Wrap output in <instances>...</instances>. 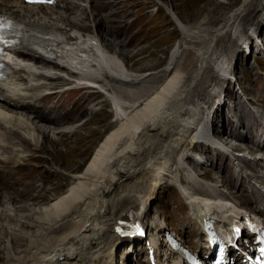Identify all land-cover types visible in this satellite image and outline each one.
<instances>
[{
  "label": "bare ground",
  "instance_id": "obj_1",
  "mask_svg": "<svg viewBox=\"0 0 264 264\" xmlns=\"http://www.w3.org/2000/svg\"><path fill=\"white\" fill-rule=\"evenodd\" d=\"M130 1L131 0H56L52 6H44L22 5L14 0H0L1 18L23 26L57 33V35L61 36L63 39L61 44L55 49V60L51 62L48 60L46 61L43 57H35L29 53L20 51L14 52L18 57L29 59L33 63H36V65L39 64L41 66L49 64L55 73L47 77L32 72L30 70L32 66H16L17 68H12V74L9 75L5 81L0 83V132H2V135H0V143L2 140L6 142L0 146V151L2 153L10 157H15L20 151L24 152L23 149L31 145L30 140L32 137L38 134L40 140H42V137H45V139L47 137L56 141L58 138L55 139L52 137L54 134L59 135L58 137H63L68 134V131L71 129L64 128L66 127L64 125L67 124L69 120H72L75 115H71L72 117L69 119L70 114H68V110L64 111L65 108L64 105L60 103V98L56 100L54 95L56 93H59L61 96L66 94V90L62 91L58 90V88L63 85H70V83L63 84L65 82L63 77H67L69 73H76L78 76L85 77L84 79L80 78V80L89 81L90 86L93 87L92 89L99 94L105 95V93L110 94V92H115L118 93V95L123 94L125 97L132 94V91H129L127 88H133L134 84L145 83V80L148 78H154L153 75L156 74L155 72L132 75L126 73L122 70L118 60L107 55L103 51V47L110 51L114 50L118 45L122 47L121 45L125 44V40L120 41V33L113 29L116 24H121L122 22L128 24L127 18L132 15V10L129 7L126 12L123 5L131 3ZM79 2H82V5H80ZM256 2L255 0H245L242 7L244 9L242 10V8H239L237 11H233L230 16L231 18H229L218 30V35H223L224 37L217 41L216 46H218V44L221 45V51L214 52V54L217 53L214 56V64L217 62L219 66H224V63L221 62H224L225 59L233 61L232 57L226 58V56L229 55L227 53H230L234 44L231 40H228L229 43H227L224 39L228 37L227 33L232 30L236 21L239 20V17H241V22L243 25H246V28L256 27L257 30L261 28V22L259 23V21V25L247 26L254 23V14L261 10H259L260 6ZM260 4L262 6L264 5L261 1ZM245 11L246 13L243 14L242 12ZM261 12L260 16L262 17L264 11L261 10ZM88 21H91L90 23H92V25L94 24L93 29H96L97 33L94 32V34L92 32L91 27L88 26ZM109 24L112 25L111 28H109ZM180 27L181 30H185L184 26L181 25ZM105 37L115 41V43L105 39ZM222 42L223 44H221ZM85 49L93 51L92 57L94 59H92L97 66L96 69H98L95 71L93 70V73L83 68V56L75 53ZM239 49L241 53L240 44ZM114 51L118 58H126L125 54H123V50L117 49ZM175 54L176 52H171L168 58L170 63L165 66L163 70H160L158 72L159 74L157 73L161 77H167V81L164 79L166 82H162L158 87L155 85L146 86L144 84V86L139 89V91L141 90V93H139L141 95L139 97L135 96V98H130L132 101L130 100L131 104L127 110L122 108L116 109V113L114 114L115 120L113 119L114 121L110 124L112 126L111 130L102 138L82 172L74 175V183L56 199L51 200L46 206L27 210L29 212V217L32 216L34 219L36 215L39 216L38 218L42 221L44 220L49 223L51 221L60 223V221L62 222V220L69 217V219H66V223L59 226L61 229L58 233L51 235L48 239V243L46 242L47 244H52L48 252L33 254L34 252L38 253L35 249L33 252H29V254L26 250L21 249V247L16 248L17 250L14 251V239L17 240L18 235L15 233L16 230L14 231L13 229L16 228L17 231L23 232H20L21 235H19V238L20 236L24 238L23 235H26V238L29 239L31 237L30 230L32 223L28 217H23V215L21 217L20 215L21 221L19 220L20 222L15 228H12L11 226H13V223H10V225L12 224L11 226L4 224L5 222L3 223V220H8L10 218L7 213L11 211L9 209H3V211H1L0 216L4 219H0V264H115V252L126 243V240L121 239L118 234L114 233L116 230L115 224L122 220L124 214L129 210H136L142 203L144 206L143 219L148 233L147 239L155 246L156 240L154 241L152 236L155 235L158 237L162 229L160 223L154 219V215L151 213V206L153 198H160V193L163 192L164 186L170 179L169 171H171L172 163L168 167L169 150L176 149V155H178L181 148L186 146L190 141H193V138L205 139L203 138L205 137L204 134L195 131V128L184 133V130L189 125L190 119L193 117L192 114L187 113L186 115V112H183L180 113V116H185L178 117L179 120L176 119V116L175 119L169 120V116L172 114L171 112H167V110L159 112L161 111L160 109L166 97L171 93V89L175 84H178L177 81L180 79L177 72H173L175 67H170L173 58H175ZM187 54L186 61H184L183 65L184 71L187 70L192 63H196V60L192 62L194 58H196L197 61H200V59L202 60L204 58L203 56L207 54V48L198 47L195 51L187 52ZM259 63L262 65L261 69L264 70V61L260 60ZM208 66L209 63L207 62L205 71H203V76L208 73L206 70L209 68ZM250 69L252 70V68ZM253 74H256L258 85H261L264 82L263 74L261 72H254ZM24 75L26 77H24ZM29 76L36 78V81L42 82L35 85L28 84L30 83L27 79ZM209 78V88L218 85L216 74H211ZM106 80H108L107 83H105ZM20 82L26 83L23 88H27L28 84L27 89L30 92L28 95L22 92L24 90L27 91V89H22ZM103 83L107 84L110 89H105ZM204 83L208 82L206 81ZM69 89L78 92L89 90L87 87L79 86L69 87ZM198 90L205 91V88L198 86L195 92ZM46 91L48 92L43 93ZM243 91L246 94V90L243 89ZM135 93L137 94V92ZM219 93L220 91L212 93L208 91L209 106H206V109L213 108L214 100L218 98ZM24 95L27 96L23 98ZM250 97L251 96L248 94V101L252 104L258 105L264 102V93L262 95L259 94L258 97ZM26 98L29 100L25 101L24 99ZM107 98L110 100L112 99L111 96ZM51 101L52 104L49 106H39V103H48ZM113 101H115L114 98ZM113 105H115L114 102ZM222 107V105H218L216 109L212 110L213 126L211 135L215 138H218L221 134L225 135L223 131L224 126H222V124L219 127L214 125L217 118L222 114ZM259 111L264 112V109L258 107L257 112ZM231 112L238 125L237 131H235L234 128V132L231 133L230 136H227L229 140L234 139L238 141V143L233 146V149L245 151L248 152V154L258 152L264 153V146L258 147L253 145L249 137L253 127H261V121L251 116L245 119L247 115H245V111H243L242 107L233 108ZM201 113H203L202 109ZM173 114H176V111L175 113L173 112ZM10 123L13 124L15 129L4 130V128H1V125H9ZM225 124L230 128L233 126V122L229 117L227 120L225 119ZM56 128L64 129H60L55 133L48 131ZM240 129L242 132H238ZM22 130H26L27 133H25V131L23 135L19 134V131ZM51 133L52 136L49 135ZM183 134L185 135L180 141L179 138L183 136ZM163 136H166L167 139L169 138L170 143L166 148H164V145L160 146V155L157 156L153 154L154 152L151 150L154 149V145L151 144L153 140L151 139L155 137L158 142H164L162 140ZM16 143H18V146L14 145ZM222 143L226 144L223 141ZM31 146L34 148L41 147L37 144ZM156 147L158 146H155V148ZM209 150V146H203L204 153H209ZM216 158L229 161L228 157L224 155L220 156L216 154ZM188 159V156L183 157V161ZM8 161L9 160H7V162ZM257 162L262 163V160H257L256 163ZM11 163L13 164L12 167H9L4 162H2L3 165L0 166V189L11 188L17 184L20 181L18 178L19 175L26 169H24L23 166H27L23 159L20 163H16L15 160L11 159ZM253 163H255V161ZM209 166V169L201 173L202 176H205L210 183H215L216 187L228 189L229 192L222 193L224 194L222 196L232 202L233 205H245L253 198L254 193H256L255 187L249 186L248 188L250 177L241 175V170L239 172L240 179L236 182L237 177L231 172L230 165L224 163L216 164L215 161H210ZM246 166L248 167L249 164H246ZM262 168L264 170V165ZM261 177V175L255 174L251 178L264 186V180L261 179ZM147 181L152 183V185H150L151 190L148 193L145 191V184ZM190 186L193 187L195 185L191 182ZM148 187L149 186H147L146 189H149ZM92 189H94V197L89 199L87 196ZM188 205L192 207L189 211L194 220L192 227L189 228L187 232L189 236V247L195 249V241L193 240L199 239L201 233L199 227L195 223L196 214L194 212V206L191 201L188 202ZM180 215L181 217L184 215L186 216L188 212L183 211ZM57 218H59L58 221L56 220ZM11 221L13 220L11 219L9 222ZM164 225L166 226L165 223ZM54 229L57 230L56 228ZM54 229L51 228V231ZM134 242L137 244L139 240ZM28 244H31V242ZM156 250L159 253V246L156 247ZM138 252L140 257L143 256V259H140L139 263L145 264V249L141 247L138 249Z\"/></svg>",
  "mask_w": 264,
  "mask_h": 264
},
{
  "label": "rangeland",
  "instance_id": "obj_2",
  "mask_svg": "<svg viewBox=\"0 0 264 264\" xmlns=\"http://www.w3.org/2000/svg\"><path fill=\"white\" fill-rule=\"evenodd\" d=\"M260 1L264 4V0H255V2L260 6L259 10L261 9L264 11V5L262 6ZM130 2L131 3H127L123 6L126 12L129 7L132 10V15H130L127 20L133 23L125 24L122 22L121 24H116L113 29L120 33V41L125 40V44L121 45L122 47L118 45L114 50H123V54H125L126 58H118L114 53V50L109 51L103 47V51L107 55L118 60L122 70L128 74H143L146 72H155L156 74L153 75V79L148 78L145 80V83H137L134 84L133 88H127L129 91H132V94H129L130 97H125L123 94L118 95V93L115 92H113L115 94L110 92V94L105 93L104 95L101 93L99 94L94 90H88L85 92L73 91L68 92L63 96L59 95V93L54 95L56 100H59L60 98V103L63 104L65 108L64 111L68 110V114H70L69 119H71V115L76 116L78 113L76 116L77 119L75 118L76 120L69 121V123L65 125L66 127H64L71 130H69L68 134L65 136L58 137L59 135L57 134L52 136V133L64 128H56L54 130L47 129L52 132L49 134L50 136L55 139L58 138L57 141L47 137L46 139L45 137H42V140H40L38 137L39 134L32 137L30 144H37L41 147L34 148L31 145L27 146L28 148L23 149L24 152L22 154L19 153L16 157H13L16 163H20L23 159V161L26 162L25 164H27V166L24 165L23 168L26 169L21 173V175H19L18 178L20 181L17 184L13 187L10 186L11 188L0 189V214L3 209H9L11 211L7 213L10 218L8 220H3V223L5 222L4 224L6 225L13 223V226H11L12 224L10 226L15 228V226L21 221L20 218L22 215L23 217H28L32 223L30 230L31 237L29 239L26 238V235H23L24 238L20 236V238L22 237L20 239L19 235H21V231H17L16 228L13 229L14 231L16 230L15 233L18 235V239H14V251L17 250L16 248L21 247V249L26 250L28 253L33 252V250L36 249L35 251L38 253L34 252L33 254H43L48 252L50 246L52 245L47 244L48 239L51 235L58 233L61 229L59 226L66 223V219H69V217L62 220V222L60 221V223L56 221H51L49 223L44 220L42 221L38 218L39 216L36 215L34 219L32 216L29 217V212L27 210H33L34 208L38 209L41 206H46L51 202V200L56 199L74 183V175L82 172L102 138L111 130L112 126L110 124H112L111 122L115 120L114 114L116 113L117 108L127 110L132 101L130 98H135V96L139 97L141 95L139 94L141 93V90L139 91V89L143 87L144 84L146 86L155 85L158 87L162 84V82H166L168 80H166L167 77L164 78L158 75V72L163 70L171 52H176L174 55L175 58H173L171 62V68L175 67L173 72L176 71L180 79L177 81L178 84H175L171 89V93L166 97L163 106L160 109L161 111L159 112L167 110V112L172 113L169 116V120L175 119V116L176 119L179 120L178 117L185 116H180V113L186 112L185 114L187 115L192 105H198V108H202L203 110V113H201V117L203 119L202 127L207 130V138H210V130L212 127L211 125L209 126V120H212V110H214V108L206 109V106H209L208 91L212 93L219 91L221 87L223 88L222 83H218V85L213 86V88H209V77L214 73V66L217 63L216 62L214 64V56L217 54H214V52L221 51V45L218 44V48L216 44L217 41L224 37L223 35H218V30L223 26V24H225L226 21H228L229 18H231L230 16L233 11H237L239 8L243 7L245 0H131ZM243 9L244 8H242V10ZM261 10L254 14V23L247 26L256 25L258 24V21L259 23L261 22V28L256 30L259 34L263 35L264 40V24L262 17L260 16L262 13ZM242 13L245 14L246 11ZM90 22L91 21L87 22L88 26L91 27L93 33H97V30L93 29L94 24L92 25ZM180 24L185 27V30H181ZM111 27L112 25L109 24V28ZM227 34L228 37L223 39L226 40L227 43H229L228 40H231L234 44L230 53H227L229 55L226 54V58L232 57V60L235 61H232L233 64L235 63L234 71L237 73V76L234 78H238V83L246 90L247 97L248 94L251 97H258L259 94L262 95L264 93V82L261 85H258L259 83L256 79L257 76L256 74H253L254 72H259L257 71L256 61H254L251 56H247L246 58L243 51H241V53L239 51V43H241L245 35L250 36L251 29L246 28V25H243L241 22V17H239V20L236 21L232 30H230ZM105 39L109 40L107 37H105ZM109 41L115 43V41ZM221 44H223V42ZM198 47L207 48V54H205L203 56L204 58L202 60L200 59V61H197V59L194 58L192 62L196 60V63H192L189 67L190 69L188 68L184 71L183 65L188 55L187 52L195 51ZM92 52L93 51H90L89 49H85L81 52H75L77 55L83 56L82 61H84V64L82 66L83 68L90 70L91 73H93V70H98L96 69L97 66L93 60L94 58L92 57ZM260 59L264 61V58L261 57ZM206 61L209 63V68L206 69L208 73L203 76V71H205V66L207 65ZM227 61L228 60L225 59L223 63L228 65ZM23 64L28 67L33 66V68L41 67L34 65L29 61H23ZM250 68H252V70ZM73 77L74 76L70 78L75 79V77ZM204 80L208 83H204L206 82ZM107 81L108 80H106L105 83H107ZM105 83H103L104 88L110 89V87H108ZM198 86L205 88V91L198 90L195 92V90L198 89ZM234 87L235 84L232 86V90L229 91V97L227 98V96H225L228 100L225 101L223 105L224 107L221 108V116L215 121L217 126H220V124L223 126L225 125V119L227 120V116H229L228 108L230 105H234V101L232 102L234 99H236V107L239 106L237 103L238 101L243 102L244 100L242 104L244 106L243 111H245V115H247L245 116V119L250 116L249 112H251V107L249 103L245 101L248 98L246 99L243 96H239ZM227 90L229 89L227 88ZM135 92H137V94ZM192 92H194L195 95ZM109 96L112 97V101L107 98ZM113 98L115 101H113ZM220 101L224 102V98L218 96V98L214 100V103ZM113 102L115 105H113ZM255 106L259 108L262 107L264 109V102ZM175 111L176 114H173ZM224 113L227 115L226 118ZM25 131L26 130L19 131V134L23 135V132ZM25 133H27V131ZM153 138L154 139H151L153 140L151 141V144L154 145V149L151 150H153V154L159 156L160 146L164 145V148H166L170 143V139L168 138V141L167 137L163 136L162 140L164 142H158L157 138ZM219 140H221V142H225V145L228 146H234L236 143L232 140H226L221 137ZM14 145L18 146V143ZM155 146L158 147L155 148ZM197 147L199 150L202 149L195 144L194 148L196 149ZM189 151L190 143L181 148L178 155H176V149L169 150L168 167L172 163L170 169L171 171H169L170 179L164 186L163 192L160 193V198H153L151 206V213L154 215L155 220L159 223L164 222L168 229L175 231L184 241H189L187 232L189 228L192 227L193 220L187 215H184L183 217L180 215L183 211L186 212L187 210L185 209L184 200L179 196L176 190L177 180H180L182 177L192 178L196 184L193 186L194 188H192L193 191L200 189V191L202 190L206 192L209 190L213 193L221 195H224L222 193L229 192V190L224 187H216L215 183H208L200 176L203 171L205 172L210 168L209 161H207V159L215 161L216 164L224 163L230 165L228 160H220L212 153H204L206 162L201 167H198L196 165H191L189 160L183 161V157L188 156ZM250 157L253 158L254 156ZM8 159H10L8 155L0 152V161H6ZM244 161L251 166V170H243L244 173L250 174L252 172V174H262L261 167L263 163H253L252 161L241 160L242 163ZM238 164L239 163H235L231 165L235 168ZM8 165L11 166L12 163ZM238 180L239 177H237L236 182H238ZM252 184L254 183L249 182L248 188ZM150 185H152V183L149 181L145 184V191H147V193L151 190ZM147 186H149V189H146ZM255 187H257V189H255L256 193L253 197L257 200L261 199L263 189L259 186V184H256ZM94 189H92L87 196L89 199L94 197ZM2 218L3 217L0 216L1 220ZM59 218L56 220L58 221ZM11 219L13 221L9 222ZM51 228H56L57 230L54 229L52 232ZM30 242L31 244H28ZM138 245L140 246L141 243ZM126 250L125 246H121L117 252H115V264L134 263V256L132 254L126 256Z\"/></svg>",
  "mask_w": 264,
  "mask_h": 264
}]
</instances>
